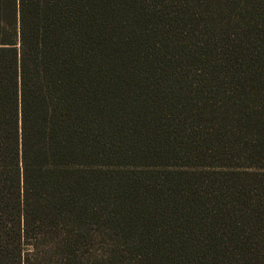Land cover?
Masks as SVG:
<instances>
[{"label":"trees","instance_id":"16d2710c","mask_svg":"<svg viewBox=\"0 0 264 264\" xmlns=\"http://www.w3.org/2000/svg\"><path fill=\"white\" fill-rule=\"evenodd\" d=\"M0 264H264V0H0Z\"/></svg>","mask_w":264,"mask_h":264}]
</instances>
